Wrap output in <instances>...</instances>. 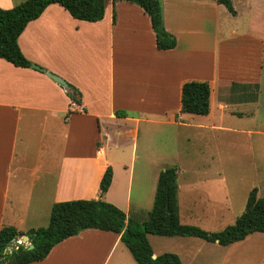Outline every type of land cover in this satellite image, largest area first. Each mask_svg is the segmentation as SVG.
Segmentation results:
<instances>
[{"label": "crops", "instance_id": "0c3cea01", "mask_svg": "<svg viewBox=\"0 0 264 264\" xmlns=\"http://www.w3.org/2000/svg\"><path fill=\"white\" fill-rule=\"evenodd\" d=\"M160 1L165 28L177 40L173 50L157 49L150 17L125 1L109 2L104 19L96 23L76 20L58 4L50 5L31 22L19 37L23 54L67 81L70 90L32 67L19 68L0 59V230L9 226L26 233L44 228L50 224L54 204L99 199L108 167L113 170V180L102 199L129 218L133 207L143 211V203L139 200L133 205L132 200L140 125L171 117L170 125L188 127L185 118L196 115L182 113L186 82H209L211 86L210 113L199 116L209 122L208 129H218L228 115H241L239 108L245 103L252 105L251 115L255 114L261 84L241 79L231 68L256 62L255 70L262 72L264 31H260L264 22L255 21L254 8L251 13L247 5V15L257 37L238 50L251 53L239 62L228 54L237 48L229 47L234 43L229 37L250 36L238 29L228 31L217 17L225 14V6L216 0ZM244 2L239 0V4ZM17 3L0 0V8L11 9ZM236 12L229 13L239 18V10ZM71 87L79 91L80 103L69 97ZM119 111L127 117H118ZM131 143V160L114 156L112 148ZM161 172L153 173L149 204L154 203ZM178 185L182 224L207 228L212 221L222 220L211 216L213 209L233 210L235 200L227 189L211 190L203 182ZM228 225L226 222L219 231ZM220 247L226 253L216 264H264L263 233ZM125 248L119 235L88 229L56 245L45 260L30 264H110ZM187 259L192 264L197 258L189 254ZM204 264L213 261L205 258Z\"/></svg>", "mask_w": 264, "mask_h": 264}, {"label": "trees", "instance_id": "16d2710c", "mask_svg": "<svg viewBox=\"0 0 264 264\" xmlns=\"http://www.w3.org/2000/svg\"><path fill=\"white\" fill-rule=\"evenodd\" d=\"M125 1L143 9L150 17L156 34L158 50L168 51L177 47V40L164 24L163 7L160 0H26L11 8H0V59L19 68H31L19 46V37L27 26L37 20L52 4L64 8L74 19L96 23L104 19L109 2ZM236 15L232 0H216ZM69 97L75 103L79 91L71 87ZM211 86L209 82L189 81L182 88V113L207 116L210 113ZM127 117L124 111L116 113ZM113 180V170L108 167L100 184L99 199H81L54 204L50 224L47 227L18 231L5 226L0 230V264H30L45 260L52 249L64 240L84 230L97 229L112 232L121 237L137 264H183L179 255L164 253L155 257L149 235L175 238H199L220 246H230L245 240L253 233L264 234V198L258 197V189L250 192L244 212L235 223L221 231L208 232L198 226L181 223L178 202V169L168 167L160 173L153 209L149 218L142 223L129 218L127 214L102 197L108 192ZM29 236L33 250L19 246L12 252L5 251L13 240Z\"/></svg>", "mask_w": 264, "mask_h": 264}, {"label": "rangeland", "instance_id": "374dc122", "mask_svg": "<svg viewBox=\"0 0 264 264\" xmlns=\"http://www.w3.org/2000/svg\"><path fill=\"white\" fill-rule=\"evenodd\" d=\"M24 1L26 0H14L18 2L15 6ZM232 2L241 16L233 17L225 9V14H217V17L227 26L228 31L238 29L239 33L250 36V38L229 37L230 42H234L229 43V47L236 48L237 46L235 51L229 50L230 58L239 62L246 61L247 57H251V53L241 54L238 50H242V46L243 48L250 46L249 44L247 46L245 42L254 43L257 37L252 29L253 25L249 23L247 5L251 13L254 8L255 21L264 22V0L253 2L245 0L247 7L243 3L239 4V0H232ZM263 31L264 28L260 33ZM205 43L206 47L209 46L208 41ZM254 45L251 44L252 47ZM256 64L253 62L246 67L240 64L231 67L236 75L240 74L241 79L258 81L261 84L260 106L254 109V115H251L252 105L244 102L245 104L239 108L243 113L228 115L216 130L208 129L209 122L201 120L199 116L185 118L184 123L188 126L186 128L167 123L172 120L171 117L160 119L161 122L158 124L141 123L136 146L137 160L135 161L132 200L133 205L140 200L144 210L137 212L133 207L131 211L133 219L139 223L148 219V212L153 209L154 205V203L149 204L152 186L155 182L153 173L156 170L163 171L168 167L178 169V182L180 183L200 185L203 182L205 187L211 190L221 188L231 191L229 194L235 200L232 212L224 213L218 209L210 212L212 217L222 219L212 221L207 227L212 232L219 231L226 222L232 224L233 218L244 212L248 196L253 188L258 189L259 198H264V63L260 74L255 70ZM112 149L117 159L131 160L132 143L120 149ZM199 178L212 179L200 180ZM207 228L202 229L207 231ZM211 231L208 230V232ZM149 240L157 254H177L181 256L184 264H191L187 259L189 254H195L197 258L192 261V264H204L205 258L206 260L211 258L213 264H216L226 253L224 248L197 238L149 236ZM11 247L15 248V243ZM125 249L124 252L119 251L110 264H137L129 250ZM122 254L125 257L119 260L118 257ZM243 264L252 263L245 261Z\"/></svg>", "mask_w": 264, "mask_h": 264}, {"label": "water", "instance_id": "95a60500", "mask_svg": "<svg viewBox=\"0 0 264 264\" xmlns=\"http://www.w3.org/2000/svg\"><path fill=\"white\" fill-rule=\"evenodd\" d=\"M32 68L37 70V71H40L42 73H45L48 77H50L53 81H55L56 83L61 85L63 88H65L66 90H70V85L67 83V81H65L63 78L59 77L58 75H55V74H53V73L41 68L39 65H36V64H33ZM22 241L24 243L29 244L28 247H27L28 250H33L34 249V245L30 242L29 236H24L22 238ZM14 243H15V240L12 241V245ZM11 246L5 251V253H7L8 251H11V248H12Z\"/></svg>", "mask_w": 264, "mask_h": 264}, {"label": "built area", "instance_id": "2783aa9c", "mask_svg": "<svg viewBox=\"0 0 264 264\" xmlns=\"http://www.w3.org/2000/svg\"><path fill=\"white\" fill-rule=\"evenodd\" d=\"M22 238H23V237H20L19 239H17V240L15 241V248H14V249H18L19 246H24V247H26V245H28L27 243H24V242L22 241Z\"/></svg>", "mask_w": 264, "mask_h": 264}]
</instances>
